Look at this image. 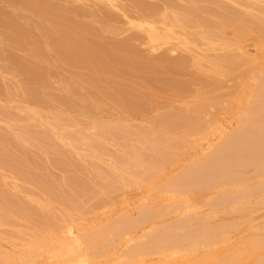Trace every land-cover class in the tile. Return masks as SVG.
Wrapping results in <instances>:
<instances>
[{"label":"bare ground","instance_id":"1","mask_svg":"<svg viewBox=\"0 0 264 264\" xmlns=\"http://www.w3.org/2000/svg\"><path fill=\"white\" fill-rule=\"evenodd\" d=\"M1 1H3L2 4L7 2L16 6L17 9H14L18 10L20 13L21 10L22 12L28 11L31 15V17L28 16L27 18L26 16L25 19H20L21 16H19V13L17 15L16 13L12 14V11L5 12L2 10L3 7H1L2 9L0 8V53L8 59L7 61H9L11 65H13L15 71L19 72V75L23 77L24 81L22 80L23 82L20 86L22 98L29 99V101H33V103L40 107H48L55 102L63 105L66 109L76 115L92 117V110L100 105L98 103L102 104V101H100L101 99H106L112 102L115 106H118V109H120V107L125 109L127 114L129 112V115L131 113L139 114L143 111L154 108V102L149 100L146 101V99L141 97L136 92L132 82L125 86L116 85L114 79L119 75L122 73H129L134 75L136 79L137 76H139V83L142 85L152 84L159 90H165L168 91V93L170 92L173 95L180 97L189 89V85L196 80V76H190L188 80L184 79L185 81H180L172 77L159 79L160 76L158 75L167 71L172 73L173 76L175 75V77H179L185 73L187 63L190 61L192 66L194 65L199 69L203 68L200 61L202 59L201 57H203L201 55L192 56L193 59L189 61L188 59H185L184 56L170 58L171 56L169 57L166 54L162 55L158 62H143V56L137 53L130 45L112 40L111 42H109V40L108 42H103V34L105 33L104 28H94L88 24L81 23L80 21L76 22L75 19L74 21L71 18L72 14L70 15L67 9L64 10V8L56 7V0H0V2ZM181 1L182 2H180V0H160L159 4L156 5L139 2L136 4V7L141 11H146L147 13H145L147 15H159L161 21H158L162 22L161 24L167 22V24L170 23L179 26L184 30L190 27L201 28V36H203V32L205 31L214 36L222 32L224 28L226 29L229 27L234 30L233 32H235V35L239 34L241 39V35L249 32V29H252L253 25H256L261 36L260 39L263 40V17H252V15H254L252 14V9L255 7L254 3L257 2L258 4L260 0ZM234 4H237L240 8H234L232 6ZM260 4L261 3L257 5L259 6L258 9L257 7H255V9L263 14L264 5ZM147 24L148 28L146 32L147 38L150 42L157 43L162 41L161 39H169L170 35L165 34V30L162 31L152 23ZM206 34L207 33L205 32L204 37ZM248 36H250L249 33ZM183 40L184 42L180 41L181 45L186 47L187 40ZM224 41L225 40L223 39V45H221L223 51L225 50ZM162 42L165 44L166 41ZM188 42L190 41L188 40ZM216 43L218 44V42ZM235 47L240 51V47ZM152 48L154 49L155 47L153 46ZM17 50H23L25 54L19 55L17 54ZM172 50L173 48H171V51ZM236 51L234 53V50L227 49L224 53L222 52L221 55L216 56L211 64L212 71L217 72L220 71L221 68H224L230 74V71H234V68L238 66L240 67L246 62L248 64V60L250 64L252 59L250 60L247 58L248 55H246L244 51L241 50L239 53ZM258 60H261L260 57ZM49 61L51 62V66L53 65L57 71L58 68L68 67L74 69L75 73L77 71L75 69L80 68L86 70L88 74H82V76H79L77 79L78 81L72 76L71 78L62 77L60 79L61 82H59V84L61 83L60 88L64 91V95L65 93H68L69 95L61 97L57 95L58 93H56L45 80L44 66L41 64L47 63L49 65ZM259 62H257V64H259ZM202 70L204 69H201V71ZM147 71L151 73L154 72V74L156 73L158 75L157 77L156 75L153 77H147L146 75L143 76L142 74ZM208 71L206 73L209 74ZM250 71H253V68ZM242 72L243 73H240L242 76L237 74L238 77L240 76L241 80L236 82L232 89L223 90L221 94L218 95H210L203 101L200 100L204 97H201L202 99L198 98V101L193 103L188 102V104L184 102V109L181 108L180 110L179 108L178 110L180 111L176 110L177 112L174 113H161V115L158 116L159 120L156 122H159L161 126L159 127V125H157V127L168 130L169 133L173 131V134L174 132L180 135L192 134L195 137L196 140L191 146V149L194 150L193 152H179L181 151L182 143L177 142L178 139L174 138L175 134L173 137L174 139L170 140V135H168V132L166 131L169 139H161L163 141L160 142V140L156 138L158 144L152 147V151L155 154L156 164L154 162H150L151 164L149 163L147 165L138 164L139 167L148 170L144 176H135L131 169V171L128 172L127 170H124L123 172L120 171V174H118V177L122 179L124 178L122 176L125 174L134 181L136 179L140 182L147 181L148 184L145 188L148 190L150 189V192L152 190H160L161 192L168 194L166 202L156 203L145 196L137 206L135 205V208L137 209V216L135 218L130 217L126 213L119 216V212L117 215H113L114 212H111V215L117 217L114 219L112 217V220L107 224H104L103 222L102 225H96L98 227H95V230H92V228L90 229L89 227L79 233L76 226L74 225L76 229V231H74L69 222L64 221L63 223L61 221L63 224L59 225L52 223V220H50L49 223L48 219H46L42 213L43 211L37 212L35 208V212L33 208L21 200V198L19 199L20 201H17L18 206H14V211L12 208L15 203L11 207H8L6 204V207L0 201V215L4 214V209L7 208L8 210L9 208V211H6L10 213L12 210V215L16 212L22 217H30L32 221L35 219L37 225L46 224L50 227L52 233L51 237L48 239H46L47 237L45 238L43 234L39 235L40 237L33 239L31 233V236L29 237H31L32 240L28 238L30 242L26 247V251L29 252L24 253L23 251V257L26 259V262L33 260V254H31L33 252L30 253L31 250L34 251V249L37 250L43 248V251L49 254L48 259L51 264H146L144 256L147 254L151 256L153 252V254L158 252L167 255L170 252L174 253L175 247L184 246L186 244L193 247L200 246V248H203L201 246H204L213 248L219 241L226 243V240H224L223 237L228 233V229H230L229 227L232 229L235 228V225L238 226V222L228 220L211 222L210 219L214 217H212L210 213L205 216L203 215L202 217L199 216V205L204 203L207 207L210 205L213 206L212 208L216 207L214 209H217V207L223 205L226 206V204L229 205L231 203L232 205H235L243 199L254 197L261 201V204L262 200L264 201V74L258 76L254 72L250 75H248L249 73H246L247 71L244 73L243 70ZM201 73L204 76L203 71ZM233 73H235V71ZM172 74L170 76H172ZM185 76L188 75L185 74ZM222 76L225 77L224 74ZM86 84L88 85L87 88L89 87L90 89L86 88ZM205 84H207L206 79ZM203 88H205L204 85ZM72 93L75 94L74 97H72ZM204 93H206V91H202V94ZM141 98L143 100H141ZM95 117L96 116H94V120ZM97 118L98 117H96V119ZM61 119L65 120L63 115H59L58 120ZM109 124L112 125L111 122ZM144 127L146 128L147 126ZM102 128L105 127L102 126ZM107 128L108 126L105 128L108 131L109 129ZM109 128L112 130L111 127ZM138 129L136 131H138ZM106 130L104 131L105 134ZM127 130L124 128V131ZM139 131L141 136L142 134L146 135L147 133V130ZM159 131L161 133L162 130ZM28 132L30 133V131L24 132L21 135V140L20 138H16V141L19 143L24 137L30 136L31 134ZM109 133L113 134L112 131H109L106 135H111ZM35 135L37 136V134ZM167 135H163V138L164 136L167 137ZM147 136L149 135H146V137ZM45 137L46 136H44V138ZM142 137L144 140V135ZM159 138L161 137L159 136ZM121 139L124 138L121 137ZM183 142H186V139L185 141L183 140ZM147 143L150 142L147 141L146 144ZM135 151L134 153L137 155ZM124 154L126 155L125 152L120 153V157L117 156L114 158V163H116L118 159H122L121 156H125ZM132 155L133 153L131 154L132 162L135 161V158L138 162V156L140 155H137L134 159ZM143 161L139 160L140 163ZM135 167H137V165ZM251 167H253L251 170H253L254 176H250L252 171L249 173V176L248 173L246 175V170L248 171V168L250 169ZM158 173L161 174L158 175ZM102 174H105V172H102ZM107 174H109V172H107ZM111 181L110 186H106L105 188L107 193L115 190L114 186H112L113 188L111 187V185L114 184ZM96 185H98V183H96ZM105 185L106 184H104V186ZM72 193L74 194V191ZM145 194L149 195V192ZM65 196L67 197V195ZM2 198H0V200ZM99 202L101 201L99 200ZM91 207H94V205ZM94 208L96 209V207ZM234 209L236 208H233V210ZM121 213L123 212L121 211ZM204 213L205 212L202 214ZM31 216H33V218ZM165 217L168 218L165 219ZM156 218H160L162 221L159 219V221L156 222ZM56 220L60 219H55V221ZM191 220H198L199 222L197 224H192L190 223ZM146 222H150L151 224L149 226L151 232L145 228L146 231L148 230L150 233L147 235L148 237L143 235L148 239L142 240V236L140 237L142 234L136 238H132L131 235V239L129 238L130 242L124 247L117 243L121 240L120 237L122 235L124 236V234H128L127 232H129L131 228ZM36 224L35 226H37ZM252 228L257 232L263 230L262 232L264 234V225L261 228L257 226H252L251 229ZM79 231H81V229ZM261 234L262 233H255L252 237H245L239 243L229 246L224 251L213 253L212 257L207 255L208 257L201 258V260L199 258L198 260L186 259L187 257L185 255L186 258L181 259L180 262L178 260V262L179 264H264V235ZM108 235L120 237L119 240L115 237L117 239L116 242L112 237H108ZM35 236H37V234H35ZM227 236L229 235L227 234ZM187 246L188 245H186V247ZM177 250L179 249H176V252ZM184 253H186L185 250ZM7 254H4L5 256L2 255V260L5 264H12V260L7 257ZM168 262L170 263V261H153L151 264H169Z\"/></svg>","mask_w":264,"mask_h":264},{"label":"rangeland","instance_id":"2","mask_svg":"<svg viewBox=\"0 0 264 264\" xmlns=\"http://www.w3.org/2000/svg\"><path fill=\"white\" fill-rule=\"evenodd\" d=\"M56 1H55L56 7L58 6L60 8H64V10L67 9L70 15L72 14L71 18L73 20L75 19L76 22L80 21L81 23L88 24L89 26L94 28H104L105 33L103 34L104 37L103 42L105 41L108 42V40L109 42H111L112 40L118 43L128 44L131 47H133L137 53L143 56L142 57L143 62L146 61H149L146 63H155L156 61L158 62L159 58L162 55H166V54L169 57L171 56L170 58H179L184 56V58L188 59L189 61L193 59L192 56H196V55L203 56V57L200 56L202 58L200 61L202 63L201 66L203 68L199 69L194 65L192 66L190 64L191 62L190 61L189 63H187L185 73L180 75L179 77L178 76L175 77V75L173 76L172 73L167 71H165V73L162 72V74L160 73V75L156 73L154 74V72L151 73L149 71L144 72L142 74L143 76L146 75L147 77L149 76L153 77L155 75L157 77L158 75L160 76L159 79L162 78L167 79L168 77H172L180 81L188 80L190 76H196V80L189 85V89L185 91L184 92L185 94L183 93L182 96L178 97L170 92L168 93V91L159 90L152 84L142 85L141 83H139L140 82L139 76H137L136 79L135 76L132 74L122 73L121 75H119L117 78L114 79L116 85L125 86L130 82H132L136 92L141 97L146 99V101L149 100L154 102V108H152L151 110L143 111L139 114L131 113L129 115V112L127 114V111L125 109L121 107L120 109H118V106H115L112 102L106 99H101L100 101H102V104L98 103L100 105L95 109H93L94 111L92 110V117H84V116L76 115L73 112H70L68 109H66L63 105L59 103L54 102V104L52 105L50 104L48 107H44V106L40 107L35 103H33V101L31 100L29 101V99L22 98V95L20 93V86L24 81L23 77L19 75V72L15 71L13 65H11L9 61H7L8 59H6L4 55L0 53V193H1L0 198L3 197L0 201L6 207L7 205L8 207L9 206L11 207L15 203V205H13L12 208L13 210L14 206L15 207L18 206L17 201L21 198V200H23L25 203L31 206L34 211L35 208L37 212L43 211L42 213L44 214L46 219H48L49 223L50 220H52V223L62 225L64 221H66L71 223L74 231H76L74 227L75 225L77 231L80 233L83 232L85 229H88L89 227L90 229L92 228V230H95L96 229L95 227H98L96 225H102L103 222L104 224H107L109 221L112 220V217L113 219L117 217L113 215H117L118 212H119L118 214L119 216L126 213L130 217L135 218L137 216V212H136L137 209L135 207L140 201L143 200L142 198H144L145 196L146 198H150L151 201L156 203L166 202L168 198V194H166L165 192H161L160 190H152L150 192L149 191L150 189L148 190L147 188H145L146 185L148 184L147 181L146 182L142 181L143 183L138 181L137 179L134 181L133 179L131 180V178H129L125 174L122 176L124 177L122 179L118 177V174H120V171L123 172L124 170L125 171L127 170L128 172L132 170L134 172L132 173L135 176H139V177L144 176V174L147 173L148 170L139 167L138 164L147 165L150 162L155 163L156 159H155V154L152 151L153 150L152 147L158 144L157 143L158 140H160L161 142L163 140H167V138L169 139L168 135H170V140L176 138L178 139L177 142L182 143L181 144L182 148L181 151L179 152L181 153L193 152L194 150L191 149V146L193 142H195L196 140L195 137L192 134L180 135L175 132H174L175 134L174 137V134L172 133L173 131L169 133L168 130L159 128L161 125L159 122L158 123L156 122L159 120L158 116L161 115V113L177 112L176 110H178L179 108L180 110L181 108L184 109L185 106L184 102L193 103L198 101L197 100L198 98L202 99L201 97H204L202 100H200L203 101L210 95H218L221 94L223 90H228V89L230 90V88L232 89L236 84V82L241 80L240 76L238 77L237 74L239 75L240 73H243L242 72L243 70L244 73L245 71H247L246 73H249V71L253 68V71H250L248 75L252 74V72H254L258 76H261V74L263 75L264 74L263 72L264 71V63H263L264 37L262 38L263 40L260 39L261 36L256 25H253V28L249 29V32H246L244 35H241V39L239 37L240 35L239 34L235 35V32H233L234 30H232L229 27L226 28L227 30L224 28L225 30L223 29L222 32L214 36L212 34H209L207 31H205L207 34L204 37L205 32H203V36H201L202 35L201 28H200L201 31L198 27H196L198 31L196 30L195 27L186 28L184 30L179 26H175L170 23L167 24V22L165 24L164 23L161 24L162 22H160L161 19L159 15L150 16L148 14L149 15L148 16L146 14L147 13L146 11H141L136 7V4L139 2H144L146 4L149 3L150 5L152 4L156 5L159 4L160 0H139V1L138 0H110V1L109 0H56ZM2 2L3 1L0 2V8L3 7V9L2 8L1 9L4 10L5 12L12 11L13 13L12 12L11 13L12 14L16 13V15L19 13L20 14L19 16H21L20 19H25L26 16L27 18L28 16L31 17L28 11L22 12L21 10L20 13L18 12V10H16L17 9L16 6L9 4L7 2H4V4H2ZM180 2L182 1L180 0ZM255 3L254 6L257 7L258 9L259 6L257 5L259 3H261L260 5L262 4L264 5V0H260L258 4L257 2ZM232 6L236 9L240 8V6H238L237 4H234ZM255 7L252 9V14H254L252 15V17L253 16L263 17L262 19L264 20V13L263 14L259 13V11L255 9ZM254 10H256L257 12ZM147 23H152L153 25H155V27L161 29L162 31L165 30L164 33L169 34L171 37L168 35L169 39H164V40L161 39L162 41H166L165 44L162 41L157 43L150 42L147 38V32H146L148 28ZM181 31L183 35L181 34ZM248 33L250 34V36H248ZM235 38L237 44L235 42ZM183 39L187 40L186 47H183L181 45V42H184ZM223 39L225 40L224 51H223V47L221 46L223 45L222 44ZM188 40L190 42H188ZM216 42H218V44ZM230 42L232 47L230 46ZM260 44L263 45L261 46ZM153 46L155 47L154 49L152 48ZM235 46L240 47L241 48L240 51L241 50L244 51L245 54L248 55L247 58H249L250 60L252 59L250 61V64L248 60V64L246 62L245 64H242L240 66L241 68L243 67L242 70L239 66L234 68L233 70L235 71V73H233L234 71L231 70L230 71L231 75L224 68H221L220 71L213 72L211 68L212 67L211 64L213 60L216 58V56L221 55L222 52L224 53L227 49L234 50L235 53V51L237 50ZM171 48H173L174 51L173 50L171 51ZM240 51L237 50L236 52L239 53ZM17 54L24 55L25 52L23 50L20 51L17 50ZM259 57L261 60H258ZM204 59L207 60L205 61ZM256 61L257 62L260 61L259 64H257ZM41 65L44 66L45 80L49 83L52 89L56 93H58L57 95L61 97L65 95H69L68 93L67 94L65 93L64 95V91H62L60 88L61 83L59 84V82H61L60 79L62 77L71 78L72 76L76 81H78L77 79L79 76H82V74L84 75L88 74L86 70L80 68L75 69L77 70L75 73H74V69L68 67H64V68L61 67L62 69L58 68L57 71L53 65L51 66L50 61H49V65L47 63ZM256 65H257V70H256ZM201 69H204L202 70L204 76L201 73L202 72ZM61 70L62 71L64 70L66 72L64 71L62 72ZM207 71L209 72V74L206 73ZM73 73L76 75H74ZM171 74L172 76H170ZM185 74L188 75L189 77L185 76ZM223 74L225 75V77L222 76ZM240 75L242 76V74ZM197 77L199 81L197 80ZM205 79L207 84H205ZM216 79L218 82L216 81ZM203 85L205 86V88H203ZM87 86L88 85L86 84V88ZM87 89L90 88L88 87ZM202 91H206V93L202 94ZM74 93H72V97L75 96ZM141 100L143 99L141 98ZM59 115L61 116L63 115V118L65 120L63 119L58 120ZM94 116L98 118L96 119L95 117L94 120ZM110 122L112 125L109 124ZM106 125L108 126L107 128L109 129L108 131L105 129L107 127ZM157 125H159V127H157ZM102 126L105 128H102ZM116 126H119L120 128ZM144 126L147 127L145 128ZM109 127H111L112 130H110ZM124 128L125 130H127L128 128L129 129L127 131H124ZM138 128H142V129H138ZM104 129L106 130V134L107 132L112 131L113 134L111 133L109 134L113 136L106 135L104 133L105 131ZM137 129L138 131H136ZM158 129L162 130L161 133ZM139 130H147L146 135H149L150 137L149 136L146 137L145 134H142V136L144 135L145 137V139L143 140V137L140 135L141 133ZM27 131H30V133L29 132L28 133L31 135L24 137V139H22V141L18 143L16 141V138H20L21 140V135ZM163 131L165 132V134ZM35 134H37V136ZM163 135L165 136L167 135V137L164 136L163 138ZM44 136L46 137L44 138ZM159 136L161 138H159ZM121 137H123L124 139H121ZM185 139L186 142H183V140L185 141ZM145 141L146 142L148 141L150 143L146 144ZM132 150L134 151L136 150L135 151L136 154L140 155L138 156L139 160L142 161L144 160L142 163H140L138 159H137L138 162L136 161L135 157H137V155H135L134 151ZM123 152H125L126 155L124 154L125 156H121L122 159H118V161L114 163L115 161L114 158H116L117 156L120 157L119 154ZM132 153H133L132 155L133 159L135 158L136 163L135 161L132 162L131 159ZM134 164L135 166L137 165V167H135ZM113 166H115L116 168ZM135 168H139V169H135ZM251 169H253V167H251L250 169L248 168V171L246 170V175L248 173L249 176V173L252 171V173H250V176L251 175L254 176L253 170ZM102 172H105L106 175L102 174ZM107 172H109V174H107ZM160 174L158 173V175ZM110 181L114 183L111 185V187L114 186L115 190L111 191L110 193H107L105 191V188L106 186L107 187L110 186L111 184ZM96 183H98V185L101 187L96 185ZM104 184L106 185L104 186ZM67 191L69 194L67 193ZM73 191L74 194L72 193ZM148 192L150 196L148 194L147 195L145 194ZM65 195H67V197ZM14 197L16 202L14 201ZM99 200L101 202H99ZM258 201L259 200L256 197L250 199H243L241 200V202H238L235 205H232L230 203L229 205L226 204V206L223 205L217 207V209H214L216 207L212 208L213 206L210 205L207 207V205L204 203L200 204L198 207V211L200 212L199 215L200 217L210 213L211 216L214 217L210 219L211 222H219L221 220L238 222L239 227L237 225H235V228L233 229L229 227L230 229H228V233H227L229 236H227L226 234L223 237L224 240H226V243H224L223 241H219L218 243L215 244L213 248L204 247V246H201L203 248H200V246L199 247L194 246L197 249H195L193 246H190L189 244H186L188 245L187 247L186 245L177 246L175 247L176 249H179L177 250V252L176 249L174 248L175 250V251L173 250L174 253L170 252L172 254L169 253L167 255L158 252H155V254H153L154 253L153 252L151 256H149V254L144 256V260L146 261V264H151V262L153 261H170L171 264H179L180 260L185 259L186 257H187L186 259L199 260L200 258L201 260V258H205L208 256L212 257L213 253L224 251L229 246L239 243L245 237L246 238L252 237L253 234L255 233H259V234L262 233L261 235H264L262 232L263 230H261V232L260 230L257 232L255 231V229L253 228L251 229L252 226L254 227L257 226L261 228L264 225V201L262 200V204L261 201L259 202ZM93 205L94 207H96V209L94 207H91ZM233 208L236 209L233 210ZM6 210L7 208L4 209L3 211L4 214H1L2 216L0 215L1 216L0 220H2L0 221V259H1L0 264H5L2 260V255L4 254L6 255L7 253H8L7 257H9L12 260V264H51V262L48 259L49 254L44 252L43 248H40L41 250L34 249V251L32 250L30 251V253L33 252L31 253L33 254L32 256L33 260H29L26 262V259H24L23 257V254L25 252H29L26 251V247L30 242L28 238L32 240V238L29 237L31 236V233L33 239L40 237L39 235L41 234H43L45 238L47 237L46 239H48L51 237V233H52L50 227L46 224L37 225L35 219H33L35 221L34 223V221H32L30 217L29 218L22 217L16 212L14 215H12L11 213L12 210L10 213L7 212L9 211V208L7 211ZM121 211L123 213H121ZM111 212L112 213L114 212V214L111 215ZM203 212L205 213L202 214ZM16 215L18 218L16 217ZM31 217L33 218V216ZM167 218L168 217H165V219ZM55 219H60V220H56L57 221L56 222ZM159 219L156 218L155 221L157 222L159 221ZM160 221H162V219H160ZM198 222H199L198 220L190 221V223L192 224H197ZM35 224L37 226H35ZM241 224L243 225L240 226ZM141 225H138L139 227L136 226L131 228L130 230L131 232L130 231L127 232L128 234H124V236L122 235L121 237L119 236L121 240H119V237L117 236L113 237L111 235H108V237L110 238L112 237L116 242L118 239L119 241L117 243H119L122 247H124L130 242L129 238L131 239V235L132 238L133 237L136 238L137 236L142 234L140 235V237L142 236L141 237L142 240L148 239L147 235L150 234L149 226L151 224L150 222H146ZM145 228L148 229L149 231L148 230L146 231ZM80 229L81 231H79ZM35 234H37V236H35ZM143 235L147 237L145 238V236ZM180 248L184 249L186 253H184V250Z\"/></svg>","mask_w":264,"mask_h":264}]
</instances>
